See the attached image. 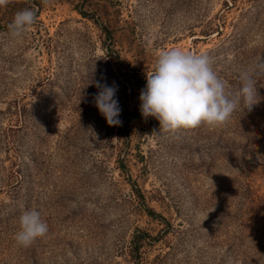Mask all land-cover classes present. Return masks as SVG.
<instances>
[{"label":"rangeland","instance_id":"374dc122","mask_svg":"<svg viewBox=\"0 0 264 264\" xmlns=\"http://www.w3.org/2000/svg\"><path fill=\"white\" fill-rule=\"evenodd\" d=\"M36 23L12 38L14 14ZM207 53L232 93L264 61V0H10L0 7V264H264L260 102L176 133L140 112L162 51ZM117 87L121 123L95 106ZM48 225L13 239L24 211Z\"/></svg>","mask_w":264,"mask_h":264},{"label":"clouds","instance_id":"9594fccd","mask_svg":"<svg viewBox=\"0 0 264 264\" xmlns=\"http://www.w3.org/2000/svg\"><path fill=\"white\" fill-rule=\"evenodd\" d=\"M10 0H0L6 7ZM37 12L25 8L14 14L8 24L12 38H21L36 23ZM264 72V61L239 74L240 88L235 94L213 68L207 53L185 52L181 49L162 51L152 72L146 74V85L140 92V112L147 119L159 121L160 130L176 133L202 125H223L241 102L251 111L260 102L256 74ZM99 89L94 97L95 106L109 126L119 125L120 107L114 98L117 87L95 82ZM47 223L36 210L24 211L13 239L16 246L30 247L38 238L46 236Z\"/></svg>","mask_w":264,"mask_h":264}]
</instances>
